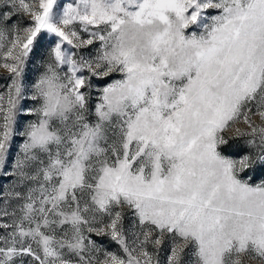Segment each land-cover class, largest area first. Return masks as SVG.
<instances>
[{"label":"snow or ice","instance_id":"obj_1","mask_svg":"<svg viewBox=\"0 0 264 264\" xmlns=\"http://www.w3.org/2000/svg\"><path fill=\"white\" fill-rule=\"evenodd\" d=\"M0 264H264V0H0Z\"/></svg>","mask_w":264,"mask_h":264},{"label":"rangeland","instance_id":"obj_2","mask_svg":"<svg viewBox=\"0 0 264 264\" xmlns=\"http://www.w3.org/2000/svg\"><path fill=\"white\" fill-rule=\"evenodd\" d=\"M29 73L31 75H35V73L32 71L31 67L29 68ZM15 143H20L19 140H17ZM226 149L230 151V153H227L224 151V154L226 155H235V151H234V145L233 144H229V146H226ZM248 175L252 176L254 180H258L260 178V173L259 171H255V172H249ZM112 249H115V245H111Z\"/></svg>","mask_w":264,"mask_h":264},{"label":"trees","instance_id":"obj_3","mask_svg":"<svg viewBox=\"0 0 264 264\" xmlns=\"http://www.w3.org/2000/svg\"><path fill=\"white\" fill-rule=\"evenodd\" d=\"M224 151H225V152H227V153H230V151H229V150H227V149H226V147H225Z\"/></svg>","mask_w":264,"mask_h":264}]
</instances>
